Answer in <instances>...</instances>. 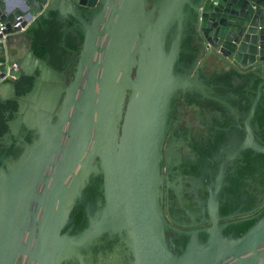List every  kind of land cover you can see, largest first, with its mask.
Segmentation results:
<instances>
[{
    "label": "water",
    "instance_id": "obj_1",
    "mask_svg": "<svg viewBox=\"0 0 264 264\" xmlns=\"http://www.w3.org/2000/svg\"><path fill=\"white\" fill-rule=\"evenodd\" d=\"M0 0V100L14 99L15 126L34 132L0 166V264H63L104 234H118L136 264H264V215L241 237H223L216 216L202 243L180 254L167 245L160 163L171 97L204 85L175 65L194 9L201 65L214 58L239 72L264 70V0ZM89 9L86 19L80 8ZM25 19L14 28L16 18ZM54 13L83 36L73 79L36 57L28 31ZM24 28V30H21ZM15 65V68L13 67ZM40 72L17 97L14 82ZM258 99V98H257ZM257 102V101H256ZM241 145L264 155L249 127ZM101 175L103 206L81 231L62 232L91 177ZM256 263V264H257Z\"/></svg>",
    "mask_w": 264,
    "mask_h": 264
},
{
    "label": "flooded vegetation",
    "instance_id": "obj_2",
    "mask_svg": "<svg viewBox=\"0 0 264 264\" xmlns=\"http://www.w3.org/2000/svg\"><path fill=\"white\" fill-rule=\"evenodd\" d=\"M193 3L198 4V0ZM80 9L89 19V9ZM186 9L190 12L181 52L194 54V59L186 63L180 62L179 58L175 70L197 74L205 89L204 92L191 89L174 93L162 144L161 207L168 224L164 233L168 247L177 254L186 249L192 234L196 235L197 244L198 240L206 242L208 234L201 230L211 227L215 216L218 226H222V236L237 238L264 215L263 154L251 148L241 149L242 143L249 138L246 122L252 105L257 101V107L261 94H264V70L256 67L239 72L213 57L201 65L203 45L198 38L196 14L194 9ZM25 16L23 13L21 22ZM60 23L63 36L60 45L64 47L65 36L79 32V27L71 18ZM53 26L51 23L47 32ZM187 31L191 35L189 40ZM69 54L71 56L66 57L67 61L61 64L60 70L49 64L51 56L41 59L64 77L65 85L73 79L78 55L76 52ZM247 73H253L255 77L239 76ZM39 75L40 72L35 70L33 83ZM226 75L230 76L229 81H222ZM32 76L23 75L14 82L17 97L25 95H18L17 90L24 89L25 78ZM13 78L11 76L8 81ZM17 112L14 99L0 100V166L16 159L24 145L35 137L25 124H12L17 119ZM254 118L253 115L249 127L254 140L263 145L264 123L260 125ZM3 124L6 131L1 133ZM101 184L100 174L90 178L62 232L74 234L86 227L90 215L104 204ZM63 264H136V259L120 235L106 233L83 250L81 261L72 259Z\"/></svg>",
    "mask_w": 264,
    "mask_h": 264
},
{
    "label": "trees",
    "instance_id": "obj_3",
    "mask_svg": "<svg viewBox=\"0 0 264 264\" xmlns=\"http://www.w3.org/2000/svg\"><path fill=\"white\" fill-rule=\"evenodd\" d=\"M51 18L48 20H42L40 23L39 28L32 29L28 31V36L31 41V50L33 54L38 57L39 59H46L47 57L51 56L49 60V64L57 69L60 70L61 64L64 63L66 57L69 58L71 55L69 53L72 52H79L80 45L83 41V36L80 32H76L74 34L69 33L65 36L64 39V47L60 45L62 42L63 36L61 33V23L57 20L54 13L50 14ZM52 23L53 29L50 32L48 31V26ZM60 28V29H59ZM186 34V31H185ZM188 40L191 39V35L188 33ZM186 43V40H184ZM182 51V50H181ZM180 62L191 63L194 59V54H187V53H180L179 55ZM240 77L247 78V77H255L253 73L247 74H239ZM34 77H27L25 78V88L21 90H17L18 95L26 94L30 91ZM230 76L226 75L222 77V81L228 80ZM229 85V84H228ZM254 120L258 119L259 124L262 125L264 123V94L262 93L260 99L257 103L256 110L254 111ZM2 117V113H1ZM253 120V121H254ZM252 121V122H253ZM254 123V122H253ZM4 129L1 130V133L6 131V125L3 124ZM264 137V135H263ZM264 158V155H261Z\"/></svg>",
    "mask_w": 264,
    "mask_h": 264
},
{
    "label": "crops",
    "instance_id": "obj_4",
    "mask_svg": "<svg viewBox=\"0 0 264 264\" xmlns=\"http://www.w3.org/2000/svg\"><path fill=\"white\" fill-rule=\"evenodd\" d=\"M10 9L20 10L23 12L26 7L24 4V0H9Z\"/></svg>",
    "mask_w": 264,
    "mask_h": 264
},
{
    "label": "built area",
    "instance_id": "obj_5",
    "mask_svg": "<svg viewBox=\"0 0 264 264\" xmlns=\"http://www.w3.org/2000/svg\"><path fill=\"white\" fill-rule=\"evenodd\" d=\"M22 16L16 18V23L13 25L14 28L19 27L21 24ZM3 27L0 26V30H2ZM21 30H24V28H21ZM15 67V65H13ZM6 77H11L9 73H5L4 76L0 79V81H3Z\"/></svg>",
    "mask_w": 264,
    "mask_h": 264
},
{
    "label": "rangeland",
    "instance_id": "obj_6",
    "mask_svg": "<svg viewBox=\"0 0 264 264\" xmlns=\"http://www.w3.org/2000/svg\"><path fill=\"white\" fill-rule=\"evenodd\" d=\"M200 63H201V60H200Z\"/></svg>",
    "mask_w": 264,
    "mask_h": 264
}]
</instances>
